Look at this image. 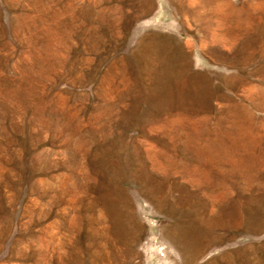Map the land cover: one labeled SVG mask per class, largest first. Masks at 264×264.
I'll list each match as a JSON object with an SVG mask.
<instances>
[{"label":"rangeland","instance_id":"rangeland-1","mask_svg":"<svg viewBox=\"0 0 264 264\" xmlns=\"http://www.w3.org/2000/svg\"><path fill=\"white\" fill-rule=\"evenodd\" d=\"M0 264H264V0H0Z\"/></svg>","mask_w":264,"mask_h":264},{"label":"bare ground","instance_id":"bare-ground-1","mask_svg":"<svg viewBox=\"0 0 264 264\" xmlns=\"http://www.w3.org/2000/svg\"><path fill=\"white\" fill-rule=\"evenodd\" d=\"M197 256H199V254H192L191 257H188V258H191L192 260L196 259ZM187 259V258H186Z\"/></svg>","mask_w":264,"mask_h":264}]
</instances>
